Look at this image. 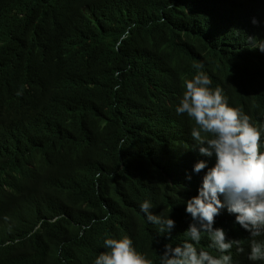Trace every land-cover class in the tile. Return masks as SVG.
Instances as JSON below:
<instances>
[{"label": "trees", "instance_id": "1", "mask_svg": "<svg viewBox=\"0 0 264 264\" xmlns=\"http://www.w3.org/2000/svg\"><path fill=\"white\" fill-rule=\"evenodd\" d=\"M262 18L264 0H0V264H94L124 235L159 264L188 239L205 175L194 165L215 156L176 112L183 81L202 64L264 130V52L248 48ZM235 219L221 209L213 225L241 242L232 264H264Z\"/></svg>", "mask_w": 264, "mask_h": 264}, {"label": "clouds", "instance_id": "2", "mask_svg": "<svg viewBox=\"0 0 264 264\" xmlns=\"http://www.w3.org/2000/svg\"><path fill=\"white\" fill-rule=\"evenodd\" d=\"M261 20L264 22V18ZM253 23L258 21L253 19ZM248 48L264 52V40L256 41L255 37L248 36ZM192 67L197 72L183 81L184 92L176 112L186 114L193 122L190 135L196 142L194 149L198 148L201 156L215 158L199 160L194 165L196 173L203 171L205 175L198 195L187 201L186 212L193 219L184 233L188 239L175 246L165 245L159 264H232V256L226 253L234 245L240 252L244 249L239 240H228L223 228L213 227L221 209L223 214L235 215L241 231L250 232L253 239L248 259L264 261V242L255 239L264 235V151L261 150L264 130L255 126L239 106H230L220 87H210L212 81L200 70L202 64ZM260 83L257 82L264 91ZM140 209L149 222L160 226L159 232L170 233L175 227V221L169 216L152 213L150 201H144ZM95 223V220L91 222ZM90 226H85V230ZM208 244L219 255L207 251ZM104 248L94 264H153L127 235L106 238Z\"/></svg>", "mask_w": 264, "mask_h": 264}]
</instances>
